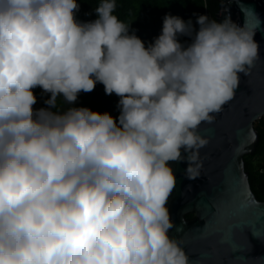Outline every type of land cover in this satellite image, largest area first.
Segmentation results:
<instances>
[{
    "label": "clouds",
    "instance_id": "9594fccd",
    "mask_svg": "<svg viewBox=\"0 0 264 264\" xmlns=\"http://www.w3.org/2000/svg\"><path fill=\"white\" fill-rule=\"evenodd\" d=\"M117 7L81 23L77 0H0V264H193L169 235V162L200 177L198 129L261 59L255 29L165 15L146 47ZM97 83L117 119L63 107Z\"/></svg>",
    "mask_w": 264,
    "mask_h": 264
},
{
    "label": "water",
    "instance_id": "95a60500",
    "mask_svg": "<svg viewBox=\"0 0 264 264\" xmlns=\"http://www.w3.org/2000/svg\"><path fill=\"white\" fill-rule=\"evenodd\" d=\"M226 18L255 29L261 59L248 77L239 74L234 99L214 122L200 125L209 140L200 177L188 180L186 162H169L176 178L166 204L174 223L169 235L183 240L193 264H264V201L253 195L243 162L258 143L254 124L264 119V0H222L215 20Z\"/></svg>",
    "mask_w": 264,
    "mask_h": 264
},
{
    "label": "trees",
    "instance_id": "16d2710c",
    "mask_svg": "<svg viewBox=\"0 0 264 264\" xmlns=\"http://www.w3.org/2000/svg\"><path fill=\"white\" fill-rule=\"evenodd\" d=\"M222 0H117L116 14L121 20L130 23V34H134L140 38L147 47L153 43L156 38L162 34L163 17L171 15L181 18L186 23L191 21L194 32L199 30L197 18L201 15L205 16V11L210 19H215L218 12L220 2ZM80 5L79 11L76 13V20L81 23H87L97 19L95 8L98 6L99 0H77ZM206 4L207 7H204ZM178 41L187 46L192 42V38L188 36H178ZM37 103L35 109L45 108V101L49 98L44 94L42 89L37 87L33 90ZM119 97L115 94L107 95L104 91L103 84L97 83L92 92H81L78 100L68 105L62 101L63 107L88 108L93 112L110 114L114 119L120 115L117 107ZM254 129L258 135V143L255 146L253 155L244 156V171L248 176L250 189L259 202L264 201V119L258 120L254 124ZM192 215H187L186 219H191Z\"/></svg>",
    "mask_w": 264,
    "mask_h": 264
},
{
    "label": "built area",
    "instance_id": "2783aa9c",
    "mask_svg": "<svg viewBox=\"0 0 264 264\" xmlns=\"http://www.w3.org/2000/svg\"><path fill=\"white\" fill-rule=\"evenodd\" d=\"M204 1V3L207 1V0H203ZM205 5V4H204ZM205 16H207V12L205 11Z\"/></svg>",
    "mask_w": 264,
    "mask_h": 264
},
{
    "label": "rangeland",
    "instance_id": "374dc122",
    "mask_svg": "<svg viewBox=\"0 0 264 264\" xmlns=\"http://www.w3.org/2000/svg\"><path fill=\"white\" fill-rule=\"evenodd\" d=\"M257 122V121H256Z\"/></svg>",
    "mask_w": 264,
    "mask_h": 264
}]
</instances>
